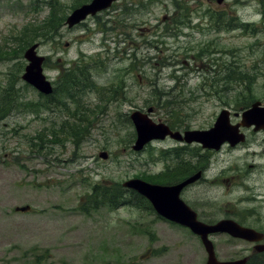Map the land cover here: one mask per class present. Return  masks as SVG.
Returning <instances> with one entry per match:
<instances>
[{"label": "rangeland", "instance_id": "1", "mask_svg": "<svg viewBox=\"0 0 264 264\" xmlns=\"http://www.w3.org/2000/svg\"><path fill=\"white\" fill-rule=\"evenodd\" d=\"M51 1L65 21L90 2L0 0V264H206L198 238L144 205L89 202L96 185L123 187L167 165L176 175L204 166L205 179L181 194L201 220L232 218L264 232V131L241 128L246 142L218 152L167 139L136 153L130 119L152 108L155 122L209 130L223 109L237 124L253 102H264V0H118L80 26L64 23L28 44L51 14ZM127 33L144 42L140 51L126 46ZM34 43L48 59L53 96L22 79L24 53ZM77 67L89 69L97 88L58 93L62 71ZM230 70L241 83L222 81ZM4 100L12 107L2 115ZM74 118L87 127L77 145L73 127L82 128ZM67 122L68 133L56 138L54 129ZM41 134L45 143L36 139ZM175 148H183L187 162L176 165L163 154ZM25 206L29 212L17 211ZM211 240L221 261L253 252L250 243L227 235Z\"/></svg>", "mask_w": 264, "mask_h": 264}, {"label": "water", "instance_id": "2", "mask_svg": "<svg viewBox=\"0 0 264 264\" xmlns=\"http://www.w3.org/2000/svg\"><path fill=\"white\" fill-rule=\"evenodd\" d=\"M115 1L117 0H92L91 3L75 9L67 18L66 25L69 28H73L89 16H95L97 13L110 8ZM38 48L39 44H34L25 51L24 57L29 64L25 68L22 79L41 94L50 95L53 92V86L44 74L43 68L46 58L38 54ZM149 112H151V109ZM131 119L137 133L135 144L132 147L135 151H142L150 142L165 140L167 137L187 144L198 143L204 149L218 151L225 143L236 146L240 142L245 141V135L240 132L241 126H256V131L264 129V107H261V102L254 103L249 110L242 114V122L237 125L231 124L230 111L225 109L220 113L216 123L209 130H187L184 133L173 132L167 124H157L147 114L140 111L134 112L131 115ZM107 156L106 153L101 154L103 159H106ZM200 178L201 172H198L183 183L175 186H162L147 183L141 179H131L124 183V187L135 190L140 195L148 198L157 213L162 217L188 227L199 235L208 253L206 264H246V259L237 261L218 260L213 242L209 239V236L221 233L249 242H259L264 235L252 228L240 225L233 219H223L215 224L199 221L196 212L182 201L180 194L183 188L197 182ZM28 209L29 207L18 208L17 211L25 212ZM259 250H264V245Z\"/></svg>", "mask_w": 264, "mask_h": 264}, {"label": "trees", "instance_id": "3", "mask_svg": "<svg viewBox=\"0 0 264 264\" xmlns=\"http://www.w3.org/2000/svg\"><path fill=\"white\" fill-rule=\"evenodd\" d=\"M55 6H58V5L54 4L53 1L49 2V7L51 8L50 9L51 14L49 15L46 22H43L41 26L37 27V30L36 29H34L35 31L33 30L34 31L33 35L30 37V40L28 39V42H27L28 44H32L34 41L37 40L38 37H44L45 34L43 33L47 32L48 30L50 31V33L56 34V32L59 30L58 28L64 25L65 18L59 17L58 14L55 13V11L57 10ZM60 12H63V9L61 7H60ZM44 23L46 25L42 27ZM0 55L2 54L0 53ZM88 71L89 69L86 67L69 68L68 70L63 71L62 75L59 78L60 79L59 82L62 84L59 85V89L57 90V92L59 93V90L64 92L62 88L68 87L66 90V93L70 95L71 90L75 88L81 87L82 88L81 91L83 92L92 90L93 88H97V84L91 79L92 75ZM241 79H243V77H240L238 72H236L235 70L233 71L230 70L228 72V75L226 77H223L222 81L223 82L235 81V83H241ZM243 95L244 94H238L237 97L240 98ZM253 100H254L253 98L249 99L246 105L248 106V104H250ZM3 105L4 106L9 105V108H11L12 102L8 103V101L4 100ZM7 108L8 106L3 107L2 115H5L6 111H8ZM79 111L82 116L87 112L85 111V108ZM1 113L2 111L0 112V116H1ZM77 115H79V112ZM76 123L79 124L82 128V129H79L78 125H75L73 127L74 134H71V136L74 137L73 138L74 144L77 145L78 144L77 138H79L80 135H83V133L87 130V127L84 125L85 122L83 118H80V119L77 118ZM71 124L72 123L67 122L66 125L64 124L60 126L58 130L54 129V131L52 132L53 135L56 138H59L58 136V132H59L61 135L64 134L65 136V133H68L67 128H69ZM45 136L46 135L41 134L37 136L36 139H39L40 141H42V143H45L46 142V138H44ZM43 149L44 147H41L39 150L41 151ZM163 154L168 155V158L175 157L177 159L176 165H180L182 162H187V161H183V156L185 154L183 152V148L171 149L170 151H167L166 153H163ZM187 154H190V153H187ZM189 161L191 165L192 163L191 159ZM202 168H204V166H201V167L194 166L193 170L197 171ZM191 172H192V169L186 168V169H181L179 175H176L175 168L169 166V171L167 173H164L163 175H154V176L150 175L149 177H146L144 180H147L153 183H159V184H173V183H178L179 181L183 180V178H185ZM92 189H93V193L89 197V202H91L93 206L103 203L104 205H108L111 207H118V206L128 203V204H139V206H142V207L144 205L145 208H150L149 207L150 205H148V203L141 196H139L133 191L124 190L123 187H121L120 185H115V186L96 185ZM128 199H131V201H127Z\"/></svg>", "mask_w": 264, "mask_h": 264}, {"label": "flooded vegetation", "instance_id": "4", "mask_svg": "<svg viewBox=\"0 0 264 264\" xmlns=\"http://www.w3.org/2000/svg\"><path fill=\"white\" fill-rule=\"evenodd\" d=\"M139 29H140V31H142V28L141 27ZM125 44H126V46L129 49H134L136 52L137 51H140L141 48L144 46V42L143 41L134 43L133 42L132 34H130V33L125 34ZM262 106H264V102L262 103ZM261 132H263V131H261ZM198 214L201 215L199 212H198ZM198 239H200V238H198ZM261 243L264 244V240ZM250 244L252 245L253 252L250 255H248V256H246L244 258L247 260V264H259L260 261H261V258L260 257L261 256H264V251H260L259 250V248H260L259 244L258 245L255 244V243H250Z\"/></svg>", "mask_w": 264, "mask_h": 264}]
</instances>
